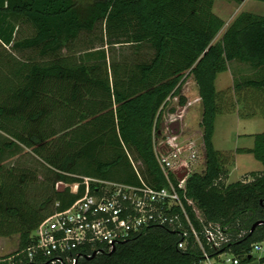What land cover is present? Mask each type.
<instances>
[{
	"label": "trees",
	"instance_id": "16d2710c",
	"mask_svg": "<svg viewBox=\"0 0 264 264\" xmlns=\"http://www.w3.org/2000/svg\"><path fill=\"white\" fill-rule=\"evenodd\" d=\"M215 2L0 0V44L11 47L0 54L1 67L9 69L0 90V130L11 137L4 147L31 148L56 177L51 195L38 202L28 191L35 181L29 171L14 166L0 173V236L20 235L27 245L46 217L84 193L83 186L76 194L70 187L57 188L58 182L73 184L88 176L167 186L155 151L157 132L172 99L179 98L182 107L188 104L182 93L188 75L197 82L204 105L207 160L204 172L187 178L188 196L209 221L227 226L236 237L245 232L228 249L244 256L241 264L253 261L245 255L264 240V224L256 225L264 222V171L253 180L228 183L230 154L217 150L213 138L216 118L226 112L216 79L229 62L248 64L256 73L235 80L233 91L246 87L264 94V14L241 13L214 42L225 25L214 11ZM22 22L34 27L33 36L17 38ZM99 22L105 23L102 45L63 54ZM118 44H148L154 54L136 63L111 62L107 46ZM26 50L39 51L43 60L17 55ZM246 152L264 164V132L255 135L253 148L237 150ZM179 239L168 228L151 227L113 253L79 264H200L199 247L191 243L182 251Z\"/></svg>",
	"mask_w": 264,
	"mask_h": 264
},
{
	"label": "built area",
	"instance_id": "2783aa9c",
	"mask_svg": "<svg viewBox=\"0 0 264 264\" xmlns=\"http://www.w3.org/2000/svg\"><path fill=\"white\" fill-rule=\"evenodd\" d=\"M175 141L169 137L155 145L168 178L167 186L156 187L145 181L127 184L88 176L73 184L58 182L57 188L70 187L76 194L83 186L84 193L69 207L46 217L27 245L22 244L20 235L0 236V264H79L84 259L113 253L151 227L177 232L178 248L182 251L191 243L199 247L203 254L200 264H241L244 256L228 247L245 232L236 237L227 226L209 221L197 202L188 196L187 178L203 156L201 147L196 141ZM262 224L263 221L257 223ZM245 256L260 261L264 240L255 242Z\"/></svg>",
	"mask_w": 264,
	"mask_h": 264
},
{
	"label": "rangeland",
	"instance_id": "374dc122",
	"mask_svg": "<svg viewBox=\"0 0 264 264\" xmlns=\"http://www.w3.org/2000/svg\"><path fill=\"white\" fill-rule=\"evenodd\" d=\"M214 11L225 22V25L218 32L214 40V42H218L223 38L228 27L241 13L264 14V2L259 0H216ZM105 33V23L99 22L94 31L83 33L73 45L63 50V54L78 55L82 49L102 45ZM34 34V27L27 22H22L17 38L24 39ZM9 47L7 48L0 44V54L11 52V47ZM107 49L109 50L111 62L136 63L149 60L154 54V50L148 44L139 46L118 44L114 47L107 46ZM17 55L22 59L43 60V56L37 50H26L17 53ZM255 74V70L248 64L232 61L229 62L228 70L219 73L216 79V88L221 93L219 99L220 105L226 112L218 114L216 118L213 142L217 150L230 154H228L230 157L228 158L227 168L231 176L229 174L228 183L242 179L253 180L255 174L264 171V164L251 152L239 155L238 168L233 170L236 166L235 158L237 150L240 148H253L255 145V135L264 132V94L261 91L246 87L240 91H233L235 80H241L243 77H253ZM7 76H9V69L7 66L1 67L0 64V90L2 89L4 78ZM186 77L182 93L187 96L191 109L185 114V107L179 104V98L172 99L162 116L156 141L157 145L169 137L175 138V142L179 144H188L196 141L201 147L203 156L192 167L191 173H202L207 167L204 128L201 126L204 105L200 97L199 86L194 77H188V75ZM172 108H176V111L172 112ZM9 140H11V137L0 130V146L4 148L0 152V173L4 169L13 168L14 166L29 171L32 177L35 176V181L30 183L28 191L33 200L41 202L40 200L51 195L53 192L56 180L53 169L45 165L44 161L31 148L21 145L12 149L4 147ZM245 264L261 263L255 258L252 262Z\"/></svg>",
	"mask_w": 264,
	"mask_h": 264
},
{
	"label": "crops",
	"instance_id": "0c3cea01",
	"mask_svg": "<svg viewBox=\"0 0 264 264\" xmlns=\"http://www.w3.org/2000/svg\"><path fill=\"white\" fill-rule=\"evenodd\" d=\"M190 109H191V106H190L189 103H188V104L185 106V108H184V113H185V114L188 113V110L190 111ZM183 124H184V123H183ZM241 154H244V153H236V158H235V160H236V166H235V167H236V168L234 167L233 170L238 168V167H237V164H238V156L241 155ZM233 170H232V171H233ZM230 176H231V173H230Z\"/></svg>",
	"mask_w": 264,
	"mask_h": 264
},
{
	"label": "water",
	"instance_id": "95a60500",
	"mask_svg": "<svg viewBox=\"0 0 264 264\" xmlns=\"http://www.w3.org/2000/svg\"><path fill=\"white\" fill-rule=\"evenodd\" d=\"M242 1H244V0H242ZM178 126H179V124H178ZM257 225V224H256Z\"/></svg>",
	"mask_w": 264,
	"mask_h": 264
}]
</instances>
